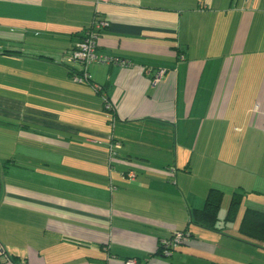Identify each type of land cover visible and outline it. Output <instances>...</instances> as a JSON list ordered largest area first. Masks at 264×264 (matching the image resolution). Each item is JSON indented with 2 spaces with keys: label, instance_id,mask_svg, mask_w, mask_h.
<instances>
[{
  "label": "crops",
  "instance_id": "crops-1",
  "mask_svg": "<svg viewBox=\"0 0 264 264\" xmlns=\"http://www.w3.org/2000/svg\"><path fill=\"white\" fill-rule=\"evenodd\" d=\"M95 18L98 50L131 64L78 82ZM1 70L0 264H264L239 229L264 211V0H0ZM258 136L255 160L219 144ZM212 188L218 230L190 222Z\"/></svg>",
  "mask_w": 264,
  "mask_h": 264
},
{
  "label": "built area",
  "instance_id": "built-area-1",
  "mask_svg": "<svg viewBox=\"0 0 264 264\" xmlns=\"http://www.w3.org/2000/svg\"><path fill=\"white\" fill-rule=\"evenodd\" d=\"M107 26L106 20H101L95 18L93 23L90 26V29L86 30L84 33V37L78 44L70 51L69 57L73 62H78L82 65V72L76 73L73 71V79L78 82L89 83L90 76L88 74L87 67L94 63H103V64H111V65H119V66H130V62L124 59H120L115 56H111L105 53H102L98 50V32L102 28ZM162 74V71L158 73V76L155 80H158ZM96 90L100 89V86L94 85ZM104 107L106 109H111V102L103 97ZM130 178L134 177V172L130 171L128 173ZM187 239V236L180 231L176 230L172 232V234L160 241L162 244V253L164 255H169L171 251L176 248L179 244L184 242ZM4 254L3 249L0 245V256ZM125 264H138L136 259L130 258L126 259ZM25 264V263H18Z\"/></svg>",
  "mask_w": 264,
  "mask_h": 264
},
{
  "label": "trees",
  "instance_id": "trees-1",
  "mask_svg": "<svg viewBox=\"0 0 264 264\" xmlns=\"http://www.w3.org/2000/svg\"><path fill=\"white\" fill-rule=\"evenodd\" d=\"M88 29H90V26L83 30V33L81 34V38L84 37V33ZM100 31L101 30H99L98 35L100 34ZM71 71H74V70L72 69ZM80 72H82V69L78 70V73ZM103 89L104 88L100 86V89L97 92L100 94H103L102 93ZM106 99H109V98L107 97ZM103 106H104V101H103ZM220 198H221V192L219 190L214 189V188L210 189L206 197L204 207L201 209L192 211L190 222L196 225L207 227L209 229L218 230L219 228L217 225L219 221L218 209H219ZM239 204H240V194L234 193L230 201V205L227 210L225 219H224L225 221L234 219L236 212L238 210ZM239 229L244 234H247L259 240H264V211L254 209V208H247L246 210H244V214L242 216ZM181 232L185 234L187 238H190L192 235L190 231L187 229L181 230ZM162 248L163 246L160 243L159 249H158L159 253L162 252Z\"/></svg>",
  "mask_w": 264,
  "mask_h": 264
},
{
  "label": "rangeland",
  "instance_id": "rangeland-1",
  "mask_svg": "<svg viewBox=\"0 0 264 264\" xmlns=\"http://www.w3.org/2000/svg\"><path fill=\"white\" fill-rule=\"evenodd\" d=\"M3 72H4V70H1V72H0V82H2V83H3V80L5 79V76H4ZM0 90L3 93H6L5 92L6 91V85L2 84V86H0ZM104 97H106V96H104ZM11 129L12 128L10 126H6L4 123L0 122V145H4L5 144L3 142V139L5 137V133L11 132ZM219 144H224V145H227V146H235L234 149H236L237 146H244V148L245 147L246 148H251L254 160L258 157V155L260 153V150H261V139H260V136H258L257 138H254L252 140H247L245 143L242 142V140H239V139H224V140L221 139V140H219ZM227 146H225V147H227ZM3 148H4V146H3ZM3 153H4V150L1 149L0 150V156H3L4 155ZM231 158H233V157L232 156H229L228 158L226 157L221 162H224V161H231L232 162L233 160ZM2 178H3V173H2Z\"/></svg>",
  "mask_w": 264,
  "mask_h": 264
}]
</instances>
